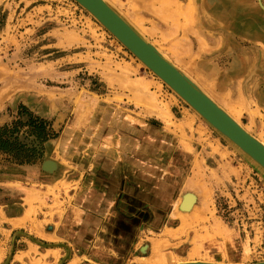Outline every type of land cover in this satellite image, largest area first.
I'll return each mask as SVG.
<instances>
[{
	"label": "rangeland",
	"instance_id": "obj_1",
	"mask_svg": "<svg viewBox=\"0 0 264 264\" xmlns=\"http://www.w3.org/2000/svg\"><path fill=\"white\" fill-rule=\"evenodd\" d=\"M108 1L264 142V0ZM17 122L34 152L0 153V221L22 216L0 264L264 260V169L75 0H0V127Z\"/></svg>",
	"mask_w": 264,
	"mask_h": 264
},
{
	"label": "water",
	"instance_id": "obj_2",
	"mask_svg": "<svg viewBox=\"0 0 264 264\" xmlns=\"http://www.w3.org/2000/svg\"><path fill=\"white\" fill-rule=\"evenodd\" d=\"M75 1L90 12L135 57L176 92L214 129L264 169V144L209 97L186 73L164 57L156 46L143 38L105 0ZM181 207L187 209L183 204ZM176 264H264V260L251 263L192 260Z\"/></svg>",
	"mask_w": 264,
	"mask_h": 264
},
{
	"label": "trees",
	"instance_id": "obj_3",
	"mask_svg": "<svg viewBox=\"0 0 264 264\" xmlns=\"http://www.w3.org/2000/svg\"><path fill=\"white\" fill-rule=\"evenodd\" d=\"M18 124L21 123L17 122L11 128L0 127V153L13 152L15 161L20 163L30 162L34 150L28 149L25 145L18 142V134L20 132ZM27 126L33 130L34 137L40 141H45L51 137L45 127V121L41 119L34 120L31 117Z\"/></svg>",
	"mask_w": 264,
	"mask_h": 264
},
{
	"label": "bare ground",
	"instance_id": "obj_4",
	"mask_svg": "<svg viewBox=\"0 0 264 264\" xmlns=\"http://www.w3.org/2000/svg\"><path fill=\"white\" fill-rule=\"evenodd\" d=\"M151 1H155V2H159L160 3V5H162L163 4V0H148L147 2H145V4H146V7H149V5H150V7L152 6L151 5ZM105 2H107V4L108 5H110L109 4V1L108 0H105ZM215 3L217 4V11H222V13L224 14V15H226L227 13H236L238 10H241V6L238 4H235L232 0H215ZM178 5H180V4H178ZM111 6V5H110ZM181 6V5H180ZM180 6H177L176 7V10L177 11H179V9H177V8H180ZM136 9V8H135ZM116 11V10H115ZM151 12V11H150ZM172 12H174V11H172ZM118 13V12H117ZM152 14H154V13H156V12H151ZM120 14V13H119ZM157 14L160 16V17H162L164 20H167V21H170V22H172V23H175V20H176V18H174L173 16H171V15H169V14H167L166 13V15H165V17H163V16H161L159 13H156V15L155 16H157ZM166 17H169V18H171V19H167ZM153 44V43H152ZM154 45V44H153ZM155 46V45H154ZM158 49V48H157ZM159 50V49H158ZM160 51V50H159ZM161 52V51H160ZM162 53V52H161ZM163 54V53H162ZM164 55V54H163ZM165 57V56H164ZM167 58V57H166ZM168 59V58H167ZM170 61V60H169ZM180 69V68H179ZM188 75V74H187ZM190 77V76H189ZM191 78V77H190ZM192 79V78H191ZM193 80V79H192ZM194 81V80H193ZM196 83V82H195ZM197 85H198V83H197ZM199 86V85H198ZM200 87V86H199ZM201 89H202V87H200ZM203 90V89H202ZM204 92H205V90H203ZM206 93V92H205ZM207 94V93H206ZM208 95V94H207ZM209 96V95H208ZM209 97H211V96H209ZM212 98V97H211ZM213 99V98H212ZM222 107V106H221ZM223 108V107H222ZM224 109V108H223ZM225 109H227V108H225ZM231 117H233L238 123H240L238 120H237V118L232 114V112H230L228 109L227 110H225ZM245 129L247 130V131H249L246 127H245ZM260 140V139H259ZM263 144H264V142L262 141V140H260ZM47 162V161H46ZM51 164V163H50ZM55 164V163H54ZM46 165V164H45ZM55 166V165H54ZM51 167V166H50ZM46 168V167H45ZM54 169V168H53ZM185 198V197H184ZM186 199V198H185ZM194 198L192 197H188L187 199H186V201H184V203H183V206H185V207H191L192 205H193V202H194V200H193ZM181 203H182V201H180ZM179 202V203H180ZM186 209V208H185ZM162 262V261H161ZM185 262V261H184ZM164 264V263H163Z\"/></svg>",
	"mask_w": 264,
	"mask_h": 264
},
{
	"label": "crops",
	"instance_id": "obj_5",
	"mask_svg": "<svg viewBox=\"0 0 264 264\" xmlns=\"http://www.w3.org/2000/svg\"><path fill=\"white\" fill-rule=\"evenodd\" d=\"M187 153H191V151L190 150H185ZM67 213V209L65 210V212H64V215ZM75 214H76V212H75ZM74 217H76V216H74L73 215V218H72V220H74ZM18 218H22V216L21 215H19V216H14V215H8L6 212H4V218H3V220H1L0 221V232L1 231H7V230H10V231H12V230H16L17 228L13 225L14 223H12V222H10V221H8L9 219H13V220H15V221H17V219ZM63 218L64 217H62L61 218V221H63ZM60 221V222H61ZM21 228V227H20ZM167 228H168V226H167ZM146 232H150V231H148V230H139V233H140V235H139V241H137V242H135L134 243V245H133V250L134 251H139V255L137 256V258H146V257H148L149 255H152L153 254V252H154V248H155V246H154V244H153V242H148L145 246H144V243H143V241H144V239H143V237L144 236H146V235H144L143 237H142V235L143 234H146ZM141 236V237H140ZM162 239H164V238H162ZM165 239H167L168 241H172V240H170V239H168V238H165ZM157 246V245H156Z\"/></svg>",
	"mask_w": 264,
	"mask_h": 264
}]
</instances>
